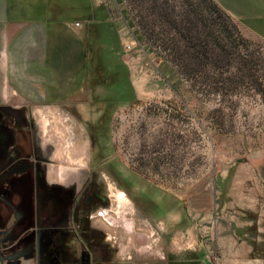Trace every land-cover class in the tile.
Wrapping results in <instances>:
<instances>
[{
  "label": "rangeland",
  "instance_id": "1",
  "mask_svg": "<svg viewBox=\"0 0 264 264\" xmlns=\"http://www.w3.org/2000/svg\"><path fill=\"white\" fill-rule=\"evenodd\" d=\"M63 4L38 96L53 102L27 106L51 152L48 180L81 183L96 169L110 200L95 219L140 264H264V35L247 23L264 26V0ZM34 180L9 179L5 218L23 213L22 231Z\"/></svg>",
  "mask_w": 264,
  "mask_h": 264
},
{
  "label": "flooded vegetation",
  "instance_id": "2",
  "mask_svg": "<svg viewBox=\"0 0 264 264\" xmlns=\"http://www.w3.org/2000/svg\"><path fill=\"white\" fill-rule=\"evenodd\" d=\"M50 153L43 150L30 111L0 102V217L5 218L4 207L12 204L10 177L34 171V190L29 197L33 218L28 219L31 225L24 235L26 247H30L37 264H140L133 255H123L118 237L95 219L110 200V192L101 183L98 171L89 169L81 183L48 180L42 164L52 163ZM25 184L16 187L24 199ZM14 218L15 224L0 228V257L12 256L11 264H18L20 257L16 256L22 249L4 252L7 235L25 220L19 210ZM142 262L156 264L155 260Z\"/></svg>",
  "mask_w": 264,
  "mask_h": 264
},
{
  "label": "crops",
  "instance_id": "3",
  "mask_svg": "<svg viewBox=\"0 0 264 264\" xmlns=\"http://www.w3.org/2000/svg\"><path fill=\"white\" fill-rule=\"evenodd\" d=\"M93 10L95 11L94 6ZM22 11H44V13L42 18L26 22L19 18ZM61 11H65L63 0H0L1 103L27 108L28 103L33 99L47 94L50 80L49 42L51 34L55 31V45L59 46L62 20L55 18L54 14L59 17ZM86 20H92V24L94 22L93 18ZM76 26L78 31L76 40H78L84 25L77 22ZM81 55H86L84 49ZM39 90H42L43 94H39ZM45 102L50 104L53 100ZM13 224L15 218L8 221L7 218L0 217V228ZM15 230L12 229L7 235L8 243L4 244L7 247L4 252L9 253L20 248L22 250H19L16 256L20 257L18 264H37L30 253V247H26L25 232L21 227ZM12 259V256L0 257V264H11Z\"/></svg>",
  "mask_w": 264,
  "mask_h": 264
},
{
  "label": "trees",
  "instance_id": "4",
  "mask_svg": "<svg viewBox=\"0 0 264 264\" xmlns=\"http://www.w3.org/2000/svg\"><path fill=\"white\" fill-rule=\"evenodd\" d=\"M95 16H96V13L93 12V13H89V14H88L87 16H85V17L93 18V17H95ZM247 23H248L250 26H252L253 28H255L259 33H261V34L264 35V26L261 27V26L257 25V24L255 23V21H253V20L248 21ZM93 24H94L95 28L99 27V25H100V24H99L98 22H96V21H94ZM99 28H100V27H99ZM98 31H99V35L102 36V35H103V34H102V30L99 29ZM101 47H102V46H101ZM101 47L99 48V53L101 52ZM102 48H104V47H102ZM85 54H86L85 56H88V55H89L87 51L85 52ZM102 56H103V55H102V53H101V54H100V58H99V59H100V60H99V68L102 67V66L105 67L104 63H103L102 60H101V59H102ZM101 65H102V66H101ZM97 68H98V67H97ZM105 69L108 70V68H106V67H105ZM103 75H104V72L102 73V77H103ZM102 77H101V78H102ZM107 79L109 80V77H108ZM105 81H106V80H105ZM107 110H108V112H110V111L112 112L114 109H111V108H110V109H107ZM107 110H106V111H107ZM108 112H107V113H108Z\"/></svg>",
  "mask_w": 264,
  "mask_h": 264
}]
</instances>
